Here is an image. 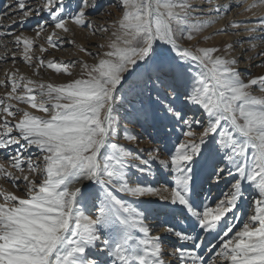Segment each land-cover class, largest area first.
I'll use <instances>...</instances> for the list:
<instances>
[{
  "label": "snow or ice",
  "instance_id": "6c2138e0",
  "mask_svg": "<svg viewBox=\"0 0 264 264\" xmlns=\"http://www.w3.org/2000/svg\"><path fill=\"white\" fill-rule=\"evenodd\" d=\"M242 4H2L19 17L9 29L37 21L35 36L0 31V38L11 37L0 44L13 64L18 55L34 76L44 67L72 76L77 63L81 72L60 84L19 69L0 79L6 89L0 94V264H264V74L251 72L264 64V15L252 24L230 20L199 37L235 30L236 39L221 46L179 43ZM258 7L264 0L243 11ZM100 16L112 23H94ZM74 28L106 34L97 53L76 43ZM48 29L49 48L68 44L94 62L35 55V41ZM117 107L125 110L123 139L145 136L152 148L133 151L117 142ZM157 164L166 175H157ZM222 181L229 183L222 198L201 199L198 189ZM248 196L250 213H241ZM153 203L156 208L140 207Z\"/></svg>",
  "mask_w": 264,
  "mask_h": 264
},
{
  "label": "rangeland",
  "instance_id": "374dc122",
  "mask_svg": "<svg viewBox=\"0 0 264 264\" xmlns=\"http://www.w3.org/2000/svg\"><path fill=\"white\" fill-rule=\"evenodd\" d=\"M194 2L199 4V3H201V0H194ZM228 2H229V0H213L214 4H223V3H228ZM233 2H234V0H233ZM252 2H253V0H243V4L240 7H233L232 10L227 14V16H225L223 19L218 20L211 27L204 30V32L199 34V36H197L196 39H194L192 41H188L186 38H184V39L180 40L179 43H181V45H183L185 47L189 46V45L221 46V45L225 44L226 42L235 40L236 37L234 35H231V33L235 31L233 29H229L228 35H223V34L222 35H211L210 40H200L199 37L200 36H208V35L214 33L216 29L223 27L230 20L242 21V22L248 23V24L256 23L257 21H256L255 17L260 16V15H264V7H258L256 9H253L251 12H244L243 11L244 5L251 4ZM4 3H7V4L14 7L13 0H0V31H4V32L12 31V32H17V33L20 31H23V33L25 35L35 36V32L32 31V29L35 27V25L37 23L36 19H30L27 21V23H24V24L17 23L11 29H9L8 26L12 24V20L13 19L19 20V17L12 13L11 8H9V9L3 8L2 4H4ZM111 11H112V17L115 18L118 14L115 12L114 9ZM4 13H8V15H4ZM105 21H107V23L109 25L112 23L111 18H106V17H102V16L97 17L96 20L94 21V23L103 24V23H105ZM49 31H50V29H48L45 33H43L41 38H39L35 41V45H34L35 55L42 56V58L45 61L53 59V60H56L57 62H60V61H64V62L86 61L89 64L94 62L92 57L87 56L85 53L78 51L76 47L68 45V44H65L63 46V49H61V50L49 48L47 43H46V36H47ZM73 31L75 32L76 43L86 46L88 48V50L92 53L98 52V48H97L98 43L102 42V40L104 38H106V34H100V33H97V36L93 37V36H91V34L86 29L81 30V29H75L74 28ZM0 39H2L4 42H7L11 39V37H4V38H0ZM197 40H199V44H197ZM40 45H43L47 49V51L44 53H40L39 52ZM14 47L15 46L12 43H8L9 49H13ZM5 53H6L5 48L2 46V44H0V55H5ZM234 54H239V45L237 46V51ZM250 54L251 53H249V55ZM6 55L8 57L6 60H0V79L6 78L5 77L6 70L11 72V71H15L16 69H19L20 73H23L24 75L29 76L32 79H38V80L42 79L45 82H51L53 84H60V83H66L71 79L79 77L80 72H81L80 64L77 63L76 66L73 69H71L72 73H73L72 76H68L64 73H56L54 70L49 69L47 67L40 69V75L39 76H34L32 73V69L29 68L27 65H25L23 63V61L19 59L18 55H17V60H16L15 64H13V62H12L11 52H7ZM240 67L244 68L245 65L242 63L240 65ZM251 72L253 75L264 74V64H260L259 66L252 67ZM5 91H6V89L4 87L0 86V94H3ZM257 94H259V93L257 92ZM19 107L23 108V107H25V105L21 104V105H19ZM36 114L37 115H43L42 113H36ZM124 114H125V110L123 108L117 107L116 115H117V118L120 120L119 127L121 129L120 136H119L117 142L127 146L128 148H130L133 151H138L139 149H150V148H152L154 145L149 143L148 138L145 136H140L139 142H129V141H125L123 139L122 129L126 125V121L124 119H122ZM128 127L130 128V130L133 133H138L140 131L139 127L133 128L131 125H128ZM161 158H164L163 155L161 156ZM154 171L157 172L158 176L159 175H166L161 170H159L158 164L156 166H154ZM149 179H151V178H149ZM0 184H2V182H0ZM3 188H6L9 191H15V189L8 184H3ZM228 190H229V183L227 181H222L219 185H212L210 183L205 184V185H203V187L201 189H198V191L200 192V196H201L202 200L208 199V198H210L212 200L220 199L223 197V194L225 192H227ZM16 194L20 195L21 193L16 192ZM250 200H251V196H248V198L241 205V207L239 209V211L241 213H245V214L250 213ZM140 207L151 209V208H156L157 205L154 203L153 204H143V205H140ZM245 218H246V215H245ZM229 219H232L231 215L229 216ZM233 223H238V221H233ZM153 234L155 235L156 232H154ZM208 240L215 243V241L212 239L211 236L208 237Z\"/></svg>",
  "mask_w": 264,
  "mask_h": 264
},
{
  "label": "bare ground",
  "instance_id": "6f19581e",
  "mask_svg": "<svg viewBox=\"0 0 264 264\" xmlns=\"http://www.w3.org/2000/svg\"><path fill=\"white\" fill-rule=\"evenodd\" d=\"M183 46V45H182ZM160 170V169H159ZM162 171V170H161Z\"/></svg>",
  "mask_w": 264,
  "mask_h": 264
}]
</instances>
